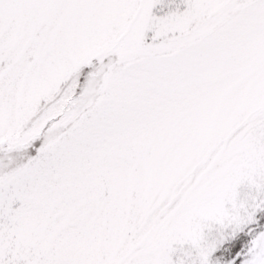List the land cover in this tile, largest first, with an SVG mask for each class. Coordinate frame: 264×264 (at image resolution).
I'll use <instances>...</instances> for the list:
<instances>
[{
	"label": "snow or ice",
	"instance_id": "snow-or-ice-1",
	"mask_svg": "<svg viewBox=\"0 0 264 264\" xmlns=\"http://www.w3.org/2000/svg\"><path fill=\"white\" fill-rule=\"evenodd\" d=\"M0 264H264V0H0Z\"/></svg>",
	"mask_w": 264,
	"mask_h": 264
}]
</instances>
